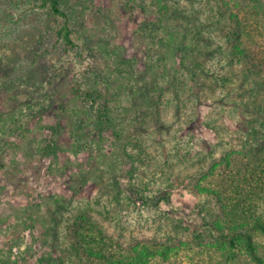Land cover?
<instances>
[{
  "label": "rangeland",
  "instance_id": "rangeland-1",
  "mask_svg": "<svg viewBox=\"0 0 264 264\" xmlns=\"http://www.w3.org/2000/svg\"><path fill=\"white\" fill-rule=\"evenodd\" d=\"M177 1L180 9L174 20L167 19L161 37L145 25L150 20L160 23L154 8L130 17L123 10L118 12L116 3L110 6L108 1H97L107 15H112L111 20L117 18L119 33L113 44L117 49L126 48L119 61L125 59L130 63L134 60L131 70L108 72L111 92L115 104L121 105L125 126V141L120 145L127 143L133 147L136 141L130 140L146 134L156 137V141H147V144L159 164L157 169L152 171L150 164L145 162L147 165L140 164L134 175H127L133 164L131 159L115 154L112 149L105 157L97 156L96 151L88 150L86 141H81L77 149L80 155L64 150L57 163L58 174L51 176L48 172L50 160L42 159L36 152L37 143L44 136L31 127L32 132L17 140L19 147L10 153L12 158L4 160L6 167H0V264H5L4 260L16 264L77 263L73 261L65 230L68 218L87 202L102 210L110 203L113 211L121 208L129 214L137 233L163 232L160 220L164 211L186 221L193 215L199 200L191 189L193 182L188 184L191 175L197 174L226 147L234 146L238 137L245 136L251 123H260L255 121L257 117L250 101L263 81L255 75L247 76L226 61L219 63L216 38L207 31L211 25L205 20L207 0ZM55 24L51 9L43 0H0V83L12 71L19 74L22 68H28L24 70V79L18 80L24 82L21 89L19 86L12 92L0 90V108L15 107L26 99L25 94L32 93L35 83L42 82V88L50 90L51 74L63 90L62 84L68 81L75 68V65L71 67L72 61H76L74 54L62 57L57 51L37 67L33 65L38 53L58 44ZM199 31L202 36L194 38ZM157 40L163 45L158 44L161 52L152 60L149 50ZM91 49L87 50L90 59ZM56 73L59 75L54 76ZM162 85L172 89L178 98L177 104L171 99L164 104L158 103ZM216 98L223 99L224 107L216 105ZM54 121L47 117L41 125ZM174 136L185 144L179 153ZM186 151L189 154L183 159ZM141 176L147 180L155 176L149 195L159 197L160 192H167L168 200L156 198L151 207H143L140 211L133 206L121 207L115 200L118 196L115 182L119 178L126 185L135 184ZM29 214L34 216V229L27 223ZM196 219L200 223L201 219ZM261 243L264 244V236Z\"/></svg>",
  "mask_w": 264,
  "mask_h": 264
},
{
  "label": "trees",
  "instance_id": "trees-1",
  "mask_svg": "<svg viewBox=\"0 0 264 264\" xmlns=\"http://www.w3.org/2000/svg\"><path fill=\"white\" fill-rule=\"evenodd\" d=\"M97 1L43 0L53 14L58 44L38 53L33 65L37 67L38 63L59 51L62 57L74 54L76 61H72L71 67L75 65V68H72L73 74L68 81L62 84L63 90L59 89L51 74L50 90L42 88V82L35 83L32 93L25 94L26 99L15 107L6 105L7 108H0L2 169L6 167L4 160L12 158L10 153L19 147L17 140L32 132L31 127L44 136L37 143L36 152L42 159L50 160L48 172L51 176H57V163L64 150L80 155L77 149L81 141H86L88 150L93 149L97 156L105 157L112 149L115 154L131 159L133 164L127 175H134L140 164H150L152 171L159 166L147 144V141H156V137L146 134L130 140L136 141L133 147L127 143L120 145L125 141V126L121 105L115 104L111 92L108 72L131 70L134 60L130 63L125 59L119 61L126 48L117 49L113 44L119 33L117 18L111 20L112 15H107ZM101 1H108L110 6L116 3L118 12L123 10L130 17L154 8L160 23L150 20L145 25L149 30L157 31L158 37L163 35L167 19L174 20L180 9L177 0ZM207 2L205 20L211 24L207 31L216 38L219 63L226 61L239 67L247 76L255 75L263 81L250 101L254 105L255 121L260 123H251L245 136L238 137L239 141L232 144L234 146L226 147L220 155L206 162L197 174L191 175L188 184L193 182L191 189L199 198L193 215L185 221L164 211L160 220L164 225L163 232L137 233L129 214L121 208L113 211L112 203L104 210L89 202L80 205L72 218H68L65 230L75 264H264V244L261 243L264 236V91H260L264 89V0ZM201 36L199 31L194 38ZM159 43L163 45L157 40L150 47L152 60L161 52ZM88 47L92 48V59L88 57ZM27 69L22 68L19 74L12 71L0 83V90L12 92L24 84L18 80L24 79V70ZM160 91L158 103L164 104L171 99L177 104L178 98L169 86L162 85ZM222 100L216 98V105L221 108L224 107ZM47 117L55 121L41 125ZM219 120L220 116L216 117L217 123ZM175 138L176 152L179 153L185 144ZM188 154L189 151L183 153V159ZM153 178L155 176L147 180L141 176L137 183L128 185L118 178L115 182L118 188L116 202L121 207L133 206L140 211L143 207H151L156 198L168 200L167 192H160L159 197L149 195ZM24 182L27 186L28 178ZM38 204L40 206V202ZM197 217L201 219L200 223H197ZM27 223L30 228H35L33 215L27 216Z\"/></svg>",
  "mask_w": 264,
  "mask_h": 264
}]
</instances>
